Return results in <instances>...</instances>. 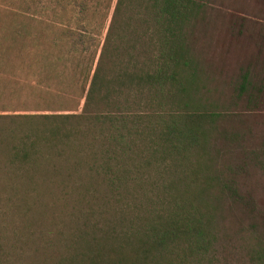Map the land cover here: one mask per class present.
Here are the masks:
<instances>
[{
  "label": "rangeland",
  "instance_id": "374dc122",
  "mask_svg": "<svg viewBox=\"0 0 264 264\" xmlns=\"http://www.w3.org/2000/svg\"><path fill=\"white\" fill-rule=\"evenodd\" d=\"M115 1L0 0V114L81 113ZM200 2L190 36L200 71L194 96L220 114L226 134L210 137L204 155L218 179L205 193L216 239L196 264H264V107L251 115L235 92L244 62L264 51V0ZM30 126L3 120L0 135L23 137ZM98 133L85 121L69 142L42 144L43 173L13 181L0 172V264H84L93 241L121 229L123 214L127 228L167 203L152 170L119 193L107 187L95 167Z\"/></svg>",
  "mask_w": 264,
  "mask_h": 264
},
{
  "label": "trees",
  "instance_id": "16d2710c",
  "mask_svg": "<svg viewBox=\"0 0 264 264\" xmlns=\"http://www.w3.org/2000/svg\"><path fill=\"white\" fill-rule=\"evenodd\" d=\"M200 8V0H116L81 113L0 114V121L32 129L23 137L10 129L0 135V172L13 181L43 173L42 144L69 142L85 121L99 130L95 167L111 191L139 182L142 170L161 178L167 203L127 228L123 214L121 229L93 241L84 264H196L213 250L215 218L205 193L218 179L204 155L210 137L226 130H218L220 114L194 96L200 71L190 36ZM262 54L244 62L235 91L251 115L264 107Z\"/></svg>",
  "mask_w": 264,
  "mask_h": 264
}]
</instances>
